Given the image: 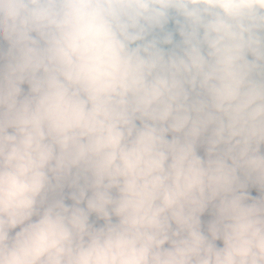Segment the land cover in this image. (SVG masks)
<instances>
[{
  "label": "clouds",
  "instance_id": "9594fccd",
  "mask_svg": "<svg viewBox=\"0 0 264 264\" xmlns=\"http://www.w3.org/2000/svg\"><path fill=\"white\" fill-rule=\"evenodd\" d=\"M0 264H264V0H0Z\"/></svg>",
  "mask_w": 264,
  "mask_h": 264
}]
</instances>
